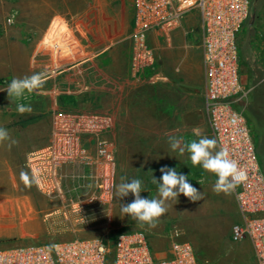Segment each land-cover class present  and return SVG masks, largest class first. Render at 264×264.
Listing matches in <instances>:
<instances>
[{"label": "built area", "instance_id": "obj_1", "mask_svg": "<svg viewBox=\"0 0 264 264\" xmlns=\"http://www.w3.org/2000/svg\"><path fill=\"white\" fill-rule=\"evenodd\" d=\"M133 7L129 73L137 82L165 81L155 68L149 35L167 38L187 16L199 18L203 109L209 132L245 174L231 191L239 220L231 228L230 239L248 240L256 264H264V172L245 116L252 88H245L239 74L238 35L249 16L250 0H133ZM13 17H7L6 23ZM260 18L264 23V8ZM69 40L64 30L42 39L40 44L49 58L47 76L62 68L61 57L70 54ZM262 63L264 67V53ZM113 123L107 113L53 110L46 144L30 151L24 162L28 172L34 170L39 177L36 189L65 201V169L77 167L84 174L72 177L92 182L90 200L110 206L117 163L106 135ZM173 233L162 258L155 256L143 230H131L118 232L110 245L102 238H93L0 249V264H106L109 258L113 264H208L197 258L189 242L176 240L177 232Z\"/></svg>", "mask_w": 264, "mask_h": 264}, {"label": "rangeland", "instance_id": "obj_2", "mask_svg": "<svg viewBox=\"0 0 264 264\" xmlns=\"http://www.w3.org/2000/svg\"><path fill=\"white\" fill-rule=\"evenodd\" d=\"M263 8L264 0H250V13L238 35V43L241 82L247 83L246 89L254 86L247 98L245 116L250 124L258 159L264 171V67L262 63L264 23L260 18ZM10 15L14 17L12 22L7 24L6 19ZM33 22L34 17L28 13V0H5L0 8V30L15 29L17 34L13 38L27 40L29 35L34 33L33 29H29ZM182 24L188 28L187 37L190 39L194 37L199 43V18L197 16L184 18L179 27ZM39 46V49L44 51V47L41 44ZM45 53L48 56V52L45 51ZM21 55L26 56V53ZM141 82L147 86H154L165 81L149 84L144 80L138 83ZM2 84L8 86L10 83L5 81ZM0 98L5 117L0 127L6 128L18 141L11 149L8 148L7 142L0 144V249L93 238H102L110 245L118 232L130 231L133 220L121 216L120 213V204H127L126 197L122 199L114 197V189L110 206L91 201L90 195L93 191L91 180L72 177L84 174L80 168L75 167L66 171L65 201L40 193L34 184L31 187H25L20 180V172L21 170L28 172L24 166L26 154L31 150L33 140L45 131V124L48 119L50 122L51 113L38 114L37 111H32L21 115L17 112V104L31 106L35 99L33 92L25 93L22 98L15 99L9 97L5 91L0 94ZM47 100H49L48 95ZM107 105V101H104L103 107L85 111L107 113L113 117ZM193 106L194 110L185 115V121L179 120L176 124L171 119L165 118L161 123L157 121V124L149 127L151 134L160 135L163 140L147 143V149L151 150V154L143 160L144 164L141 168L133 169L129 165V160L124 156V147L127 144L111 139L107 133L106 140L114 150L117 163L115 185L121 183V178L130 181V176L133 175L143 182L144 193L150 192L157 198V184L153 183L152 177L157 179L161 177V167L175 168L178 173L186 175L188 182L203 193L204 199L191 202L181 194L177 201H168V211L159 219L157 227L150 228L138 222L137 226L147 231L151 229L153 235L160 234L166 238L167 242L170 235L176 231L175 239L189 242L197 258L208 264H256L252 245L248 240L233 242L230 239L231 228L239 220L234 205L228 203L223 193L217 194L213 191L214 184L209 182L208 172L200 166L193 167L187 152L179 155L178 151H172L168 144L169 136L182 138L185 144L198 140L200 137L194 134L197 130L201 136L212 138L202 98L197 97ZM12 110L14 112L10 113ZM124 128L132 131L138 129L132 125ZM112 129H114V123ZM154 150L155 154H152ZM4 151L14 155L24 154L22 157L12 159L13 162L20 161V164L11 167L3 165L4 159L1 155ZM199 181L203 183L199 184ZM4 215L8 218H2ZM106 264H113L112 259L109 258Z\"/></svg>", "mask_w": 264, "mask_h": 264}, {"label": "crops", "instance_id": "obj_3", "mask_svg": "<svg viewBox=\"0 0 264 264\" xmlns=\"http://www.w3.org/2000/svg\"><path fill=\"white\" fill-rule=\"evenodd\" d=\"M4 1L0 0V8ZM133 12V0H28V13L34 17L29 29L34 33L27 40H21L13 38L17 34L15 29L0 30V94L7 88L3 82L40 73L44 83L33 92L35 99L31 103L32 111L38 114H50L55 109L85 111L103 107V102L107 101L114 121L110 138L127 144L124 156L136 169L143 167V160L151 154L147 143L162 139L160 135L151 134L149 127L165 118L176 124L179 120L185 121V115L194 110L197 97L202 98L203 104L204 73L200 42L194 37L188 38V28L182 24L167 38L156 34H150L148 38L155 53V68L165 77V82L147 86L133 80L129 73ZM191 16L195 15L186 18ZM63 30L70 37V54L61 57L59 71L47 76L45 67L49 58L39 49V43L45 36ZM0 103L2 125L5 117L1 98ZM45 125V131L33 140L30 151L46 144L50 133L49 119ZM130 125L140 130L124 128ZM152 152L155 154V150ZM23 155L4 151L2 164L18 166L20 161L13 162L12 159ZM73 168L69 167L65 172ZM207 175L209 182L215 184L217 177L209 172ZM133 178L131 175L130 180ZM224 195L235 207L231 192ZM141 196L156 198L143 191ZM133 199L131 193L125 198L126 203ZM125 217L131 220L129 216ZM131 225L130 231L143 230L147 234L156 257L167 255L168 242L164 236L153 235L151 229L138 227L136 221Z\"/></svg>", "mask_w": 264, "mask_h": 264}, {"label": "clouds", "instance_id": "obj_4", "mask_svg": "<svg viewBox=\"0 0 264 264\" xmlns=\"http://www.w3.org/2000/svg\"><path fill=\"white\" fill-rule=\"evenodd\" d=\"M44 78L42 74L35 73L22 78H13L6 90L9 97L20 99L25 93H32L43 86ZM17 112L21 115L31 113L30 105L17 104ZM200 137L198 140H192L183 143L182 138L175 136L168 137V144L172 151H178L179 155L189 154V159L193 167L200 166L206 172L212 173L217 177L213 186V191L217 194H230L236 183L244 178V173L238 168L235 160L229 158L227 149L220 147L216 138L201 136L197 130L194 133ZM7 142L9 149L16 145V141L11 133L4 127H0V144ZM219 149V150H217ZM162 173L159 179L152 177L153 183L157 184V198H144L141 196L142 181L133 178L125 181L121 178V183L115 185V196L124 198L130 193L134 199L127 204H120L121 216H129L131 220L155 228L159 219L168 211V201H177L183 194L191 202L203 200V193L189 183L186 175L178 173L175 168L167 166L161 167ZM20 180L25 187H31L33 184H39V177L33 170L31 174L21 170ZM199 184L203 181H199Z\"/></svg>", "mask_w": 264, "mask_h": 264}, {"label": "trees", "instance_id": "obj_5", "mask_svg": "<svg viewBox=\"0 0 264 264\" xmlns=\"http://www.w3.org/2000/svg\"><path fill=\"white\" fill-rule=\"evenodd\" d=\"M264 172V171H263Z\"/></svg>", "mask_w": 264, "mask_h": 264}]
</instances>
